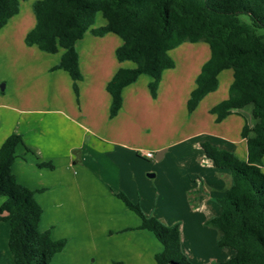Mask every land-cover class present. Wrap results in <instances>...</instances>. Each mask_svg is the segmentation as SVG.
I'll return each instance as SVG.
<instances>
[{
  "label": "crops",
  "instance_id": "crops-1",
  "mask_svg": "<svg viewBox=\"0 0 264 264\" xmlns=\"http://www.w3.org/2000/svg\"><path fill=\"white\" fill-rule=\"evenodd\" d=\"M33 15L20 10L0 29V54L10 57L8 68L0 63V82L6 81L8 89V94L0 90V146L11 133L22 135L24 143L17 147L12 170L20 183L35 191L43 208L41 229L66 240L57 254L97 256L105 247L121 264H130L133 257L136 264H148L149 253L155 259L162 245L151 231L139 228L141 218L116 195L121 191L146 215L168 225L180 224L182 250L193 264L231 258L234 251L226 249L220 254L225 258L219 259L217 238L206 223L220 213L216 199L230 188L231 174L212 164L201 146L204 140L198 138L208 137L215 146L246 160L247 144L241 134L245 120L232 113L215 121L210 108L228 96V90L224 97L214 96L219 88L192 113L187 110L210 50L186 42L171 50L173 59L186 60L185 73L178 76L177 64L166 69L156 98L149 89L151 77L141 75L123 89L122 107L110 117L112 98L106 85L120 67L134 66L117 60L121 39L88 31L77 42L83 79L76 94L70 74L55 68L62 51L51 54L25 43L35 24ZM200 56L203 60L194 70ZM225 76L229 89L233 71ZM248 107L242 111L247 118ZM171 131L184 134L181 140H196L199 161L190 160L189 166L182 162L179 169L165 160L172 145L164 136ZM147 152L154 155L148 159L156 160L145 163ZM149 240L154 249H149Z\"/></svg>",
  "mask_w": 264,
  "mask_h": 264
},
{
  "label": "trees",
  "instance_id": "trees-1",
  "mask_svg": "<svg viewBox=\"0 0 264 264\" xmlns=\"http://www.w3.org/2000/svg\"><path fill=\"white\" fill-rule=\"evenodd\" d=\"M22 1L27 0H0V29L20 12ZM33 13L35 24L25 43L51 54L62 51L55 68L70 74L76 94L83 79L77 42L88 31L121 39L117 60L134 66L120 67L106 85L112 98L110 117L122 107L123 89L143 74L151 77L149 89L156 98L163 72L176 66L170 51L185 42H204L210 50L187 101L189 113L219 88L221 72L233 71L228 96L210 112L216 122L232 113L244 117L247 159L209 141L201 143L212 164L231 174L230 188L216 199L220 213L206 223L217 230V244L234 255L209 264H264V0H35ZM98 14L103 24L96 25ZM248 106L253 122L242 114ZM23 143L22 135L13 132L0 146V197L5 198L0 220L10 224L8 245L16 264H49L66 240L41 229L43 208L35 191L13 173L17 147ZM116 195L141 218L139 228L161 243L156 264H193L182 250L179 223L168 225L146 215L124 192Z\"/></svg>",
  "mask_w": 264,
  "mask_h": 264
},
{
  "label": "rangeland",
  "instance_id": "rangeland-1",
  "mask_svg": "<svg viewBox=\"0 0 264 264\" xmlns=\"http://www.w3.org/2000/svg\"><path fill=\"white\" fill-rule=\"evenodd\" d=\"M34 1L35 0L22 1L21 2V9H20L21 12L22 13L27 12V13H30L31 15H33L34 14L33 13V2ZM244 18H246V17H244ZM101 23H102V15L98 14L96 24L98 25ZM103 45H104V43H103ZM186 45L193 46V47H204L205 46L208 48V51H209L208 45L204 42H196V43L186 42ZM180 46H183V45H180ZM179 47H177V48H179ZM183 57H185V56H183ZM9 58H10L9 56H6L3 52H1V54H0L1 66L3 64V65H6L8 68L9 62L6 63V61H9ZM196 59H197V63H196V67L194 68V70H196L197 67L200 65L199 63H201V61L203 60V56H200ZM174 60H175L176 64L178 65L176 73L178 74V76H182L183 73H185L184 69H185V66L187 64L186 60H181L179 58H174ZM230 71L231 70L226 71L224 74L221 75L219 90L217 91L216 95H214L218 99L222 96L224 97L225 95H227L229 79L225 75L230 73ZM192 74H194V71L191 73V75ZM192 81H194V79ZM5 83H6V81H3V80L0 82L1 94H3V93L8 94V89L5 90V88H2V85L3 84L5 85ZM9 92H10V88H9ZM6 97H7V95H6ZM248 109H249V107H248ZM248 109H246V111ZM249 121L253 122L250 115H249ZM168 128H170L169 125H168ZM184 136L185 135L180 134V132H172V131L168 132L164 136L167 139V143L172 145L165 160L170 162L171 164L176 163L178 165L177 168H179V169L181 168L182 162H184L185 164L188 165V162L190 160L194 164H195V161H199V154L197 155V149H195L196 146H194L196 140L195 139L181 140V139H183ZM198 139H200L202 141L203 140L209 141V142L212 141V139L205 137V136H200ZM174 143L179 144V146L176 147V145ZM142 159L144 160L145 163L156 160L155 158L153 160L148 159V158H142ZM197 168H198V166H197ZM4 199H5L4 197H0V204L4 201ZM208 228H210V230H212L214 232L213 235H214V238L216 239L218 236L217 230L214 229L213 227L209 226V225H208ZM113 233H115V232H113ZM9 235H10V224H9V222L5 221V220H0V264H16L13 260V257H12V254H11V251H10L9 245H8ZM135 243H137V242H135ZM159 244H160V242H159ZM215 244H216L215 250L217 251L216 253H218L217 256L219 255V259L225 258V257L223 258L222 256H220V254L222 252H225L226 249L232 251L231 248L220 247L217 243H215ZM148 245H149L150 250L154 249L156 247L155 245L152 246L153 244H152L151 240H149ZM134 255H135V253H134ZM133 262H134V257H133V261H131L130 264H136L135 262L134 263ZM147 263L148 264H156L155 259L152 256H150V253L148 254V262ZM49 264H121V263L117 262L116 259H111L110 255H108V253L104 247L101 251H99L97 256H89L88 254H85L83 257H78L72 251H67V253L64 255H61V253H60V254H57L50 261Z\"/></svg>",
  "mask_w": 264,
  "mask_h": 264
},
{
  "label": "built area",
  "instance_id": "built-area-1",
  "mask_svg": "<svg viewBox=\"0 0 264 264\" xmlns=\"http://www.w3.org/2000/svg\"><path fill=\"white\" fill-rule=\"evenodd\" d=\"M154 155H153V153L152 152H147V154H146V157L147 158H152Z\"/></svg>",
  "mask_w": 264,
  "mask_h": 264
},
{
  "label": "water",
  "instance_id": "water-1",
  "mask_svg": "<svg viewBox=\"0 0 264 264\" xmlns=\"http://www.w3.org/2000/svg\"><path fill=\"white\" fill-rule=\"evenodd\" d=\"M4 87H5V85L3 84V85H2V88H4ZM151 175H153V174H151Z\"/></svg>",
  "mask_w": 264,
  "mask_h": 264
}]
</instances>
